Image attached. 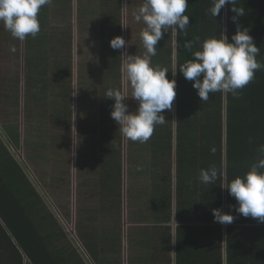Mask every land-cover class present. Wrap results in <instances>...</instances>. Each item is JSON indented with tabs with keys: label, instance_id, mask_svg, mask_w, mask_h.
Wrapping results in <instances>:
<instances>
[{
	"label": "trees",
	"instance_id": "trees-1",
	"mask_svg": "<svg viewBox=\"0 0 264 264\" xmlns=\"http://www.w3.org/2000/svg\"><path fill=\"white\" fill-rule=\"evenodd\" d=\"M124 1L126 5L123 0H51L38 14L40 32L23 41L13 38L0 23V60L10 63L13 59V64H19L23 58L24 99L30 105L28 112L23 109L21 113L19 103L10 105V86L0 87V264L47 263L42 262L50 256L47 248L42 249L44 244L37 249L38 240L23 235L24 228H36L33 224H42L41 242L45 236L60 241L52 249L53 261L49 263L85 261L80 245H70L56 217L54 220L49 210L41 208L46 205L44 194L33 184L28 170L47 196L62 198L54 203L65 220L71 221L75 209L76 229L88 215L87 226L97 236H91L92 243L83 244L93 264H123V230L128 264H264V223L236 212L235 198L220 186L243 176L260 157L264 68L255 72L238 96L216 92L207 101L200 100L192 82L179 70V65L199 50L200 42L211 36L219 38L221 33L231 42L237 26L253 37L260 48L256 59L264 64V0H236L234 6L243 10L242 16L225 4L216 18L209 12L212 0H188L185 15L190 26L186 35L179 32L182 44L176 53L172 111L163 112L166 122L155 126L146 143L133 142L120 133L110 116L114 99L105 97L108 89H119L128 96L124 103L129 111L137 107L121 71V53L146 54L140 36L145 25L134 18L143 0ZM116 36L124 38L125 49L110 47ZM166 39L165 32L151 63L167 68V78L172 80V50ZM188 41L191 49L184 47ZM14 78L18 86L19 73ZM48 104L54 106L53 116H49ZM64 104L68 116L60 113ZM36 106L44 108L37 110L46 121L39 127L31 119L37 115ZM74 144L84 170L89 168L97 176L101 173L104 189L101 191L88 175L81 180L85 184L81 188L77 183L75 205L64 199L72 197L71 166L66 165V175L57 168L62 165L53 166L58 154L71 153ZM213 147L214 154L210 152ZM210 166L217 168L220 179L202 184L197 179L199 170ZM122 167L129 171L123 226L119 216ZM138 167L142 170L137 171ZM22 195L29 206L35 208L39 203L41 216L35 214L36 223L32 208H21ZM213 208L232 214L233 222H215ZM112 212L116 221L108 227Z\"/></svg>",
	"mask_w": 264,
	"mask_h": 264
},
{
	"label": "clouds",
	"instance_id": "clouds-1",
	"mask_svg": "<svg viewBox=\"0 0 264 264\" xmlns=\"http://www.w3.org/2000/svg\"><path fill=\"white\" fill-rule=\"evenodd\" d=\"M50 3L51 0H0V23L13 38L21 41L28 36L35 38L40 32V9ZM188 4V0H143L135 13V20H142L145 25L140 36L146 54L141 57L121 53L124 58L121 71L130 83L131 98L137 107L129 111L124 103L128 96L119 89L110 88L105 93V97L114 99L110 116L126 139L148 142L155 126L166 122L163 112L172 111L176 81L167 78V68L153 65L151 57L157 54V43L169 29L187 34L190 26L189 16L185 15ZM225 4L231 5V10L237 15H243V10L234 6L236 0H212L209 9L211 16L216 18ZM109 44L113 50L126 48L121 36L112 38ZM184 47L191 49L192 42H186ZM259 53L260 48L248 30L237 26L231 42L223 33L219 38L211 36L200 42L199 50L192 53L191 59L179 65V70L186 80L192 82L201 101H207L209 95L216 92L231 93L235 97L254 79L255 72L264 68V64L256 59ZM258 151L260 157L243 176H236L220 186L235 198L236 212L264 223V145ZM210 152L214 154L215 148H210ZM141 170L137 168V171ZM197 179L202 184H215L220 179V173L215 166L201 168ZM212 214L214 221L221 224H231L234 220L232 214L224 213L219 208H213Z\"/></svg>",
	"mask_w": 264,
	"mask_h": 264
},
{
	"label": "rangeland",
	"instance_id": "rangeland-1",
	"mask_svg": "<svg viewBox=\"0 0 264 264\" xmlns=\"http://www.w3.org/2000/svg\"><path fill=\"white\" fill-rule=\"evenodd\" d=\"M126 15V13H123ZM75 11H73V18H72V23L74 24V31H75ZM167 42L169 43V48L170 50H172V60H173V68H174V73L176 71V53L177 51H179V48L181 47V37L182 34L179 32H171V30L169 29L167 32ZM13 61V59H12ZM12 61H8L5 60L4 58H2L0 60V87H6V86H10L9 89V95L8 97L10 98V105L11 106H15L19 103V109L21 111V113L23 112V109H25V112H28L30 105H29V101H25V96H24V72L26 70L25 65L23 63V58L21 59L20 57V61L19 64H17L15 62V64L12 63ZM75 62V61H74ZM20 75V82L18 83L17 86V82L15 80L14 77H16V74ZM176 73L175 75H173L174 79H175ZM29 79V77H28ZM20 87V89H19ZM49 105V116H53V114L51 113L52 110L54 109L53 105ZM25 106V108H24ZM65 107V109L60 110V113L64 116H68L67 115V104L63 105ZM36 111L38 112L39 109L44 111V108H38V106H36ZM38 109V110H37ZM46 110V108H45ZM36 112V113H37ZM64 118V117H63ZM21 123V121H20ZM20 150V149H19ZM71 154V155H70ZM125 158V152L123 151V157ZM69 164V166H72L75 168V176H76V181L75 184L72 185V197H65L64 199H66L67 201H70V203L72 202V204L75 203V201H77V183L79 182V188H81L83 185L85 184H81V180L85 179L88 177V175L92 176L93 178V182L97 183V186L99 187V189L101 191H103V177L101 176V173L97 176L95 174L90 173L89 168H86L87 170L85 171L84 166L85 163H82L81 160L78 158V153L76 152V145H73V150L70 153H66V151L62 152V154L60 155V153L58 154V159L53 163L54 165H62V167H57L59 170H61L63 172V174H67V169H66V165ZM84 170V171H83ZM83 171V172H82ZM73 174V172H72ZM123 179H121L120 185H121V210L120 211V225L123 226V222L124 219H126L127 221V201H128V194H127V189H128V182H129V171L125 170V167H122V172H121ZM126 179V180H125ZM133 180V179H132ZM86 182V180H85ZM135 187L137 188V184L135 185ZM113 188H117V185H113ZM73 194L76 196L75 197V201H73ZM58 199H62L60 197H57ZM75 205V204H74ZM75 207V206H74ZM57 217L59 216V218H61V215L64 216L62 213H60L59 211ZM116 212V211H114ZM112 212L113 215H111L112 218V222L114 223V221H116V213ZM118 212H119V206H118ZM102 216V214H101ZM56 217V219H57ZM88 215L84 218L83 222H80L78 225V228H75V209L71 212V221H68V226L66 227V229H70L69 232L71 233V237L73 238V241L78 244L81 243L83 246L86 244V242L88 243H92V238L91 236H95L96 235L94 233H91L90 231V227L87 226L88 223ZM120 226L119 229L122 227ZM115 230L117 231V227L115 228ZM72 231V232H71ZM122 232V231H121ZM124 241H125V230H123V241L121 239V244L123 245V264H128V257L127 255L124 254ZM85 243V244H83ZM84 251V250H83ZM86 252V251H84ZM87 254V253H86ZM90 262V261H89ZM92 264V263H91ZM130 264V263H129ZM151 264V263H150Z\"/></svg>",
	"mask_w": 264,
	"mask_h": 264
},
{
	"label": "crops",
	"instance_id": "crops-1",
	"mask_svg": "<svg viewBox=\"0 0 264 264\" xmlns=\"http://www.w3.org/2000/svg\"><path fill=\"white\" fill-rule=\"evenodd\" d=\"M123 4L122 5H126V2L123 0ZM39 115V113L37 112V115H33L32 116V118L31 119H34V124H35V127H39V125L42 123V122H46V121H44V118H41L40 116H38ZM21 119H22V116H21ZM21 128H23V121L21 120ZM34 133H36V132H34ZM37 134V133H36ZM30 168H32V167H30ZM29 167H28V169H30ZM48 168H49V171H52V169L50 168V165L48 166ZM70 172H71V180H72V183H71V185H70V187H72V185L73 184H75V181H76V177H75V168L74 167H72L71 166V169H70ZM72 172H73V174H72ZM27 173H28V175H29V177H30V179H31V181L33 182V184L34 185H36L37 187H39L42 191H40L41 193H43L44 194V196H43V200H45V202H46V205H43L42 204V209L43 210H45V211H50L51 213H52V216H53V219L55 220V217H57V215H58V212L57 211H59L58 210V207H56L55 206V203H54V201H55V199H56V197H55V195H53L52 194V196L50 195V196H47V194H46V192L44 191V189H43V187L39 184V182L37 181V178L35 177V175L31 172V170H28L27 171ZM49 181V180H48ZM23 196V198H22V201H21V208L23 207V209L24 210H26L25 208H32L31 210H32V212H30L31 213V215H33L32 216V218L35 220L34 222L36 223L37 222V218H36V216H35V214H38V215H40L41 216V213H40V207H39V203H38V205L37 206H35V208L33 207V206H29L28 205V202H26V198L27 197H25V195H22ZM27 201H29L28 199H27ZM73 201H74V194H73ZM45 206V207H44ZM41 209V210H42ZM71 209L73 210V207H71ZM24 212V211H23ZM26 212V211H25ZM54 214V215H53ZM30 215V214H29ZM28 215V216H29ZM57 222H58V224H59V227L60 228H63V230H64V232H65V235L67 236V239H68V242H69V244L70 245H74V244H76L72 239V237H71V233L69 232V230L70 229H66V227L68 226V221L67 220H65V218H63L62 216H61V218H59V216L57 217ZM36 228H33V227H30L31 228V230L32 231H30V228L29 229H27V228H24L23 229V235H26L27 236V234H29L30 236H34L37 240H38V242H37V244H35V248H39L41 245H43V247H42V249L43 248H47L48 250H49V254H50V256L48 257H46V259L44 260V261H42L43 263H46V264H48L49 262H52L53 261V255H52V249L54 248L55 249V245L56 244H59L60 245V241L56 238V239H53L52 237H47V236H45L44 237V242H41V240L43 239V235H44V231H43V228L41 227V225L42 224H33ZM38 226V227H37ZM113 226V222L111 221L110 223H109V226L108 227H112ZM125 226H126V224H125ZM72 232V231H71ZM27 233V234H26ZM95 233V232H94ZM97 236V235H96ZM99 238L101 239V236H99ZM62 240H64V238L62 237ZM41 242V243H40ZM112 242H113V240H112ZM78 245H80V248L79 249H81L82 250V256H83V258H84V264H91L92 263V259H91V257H90V255H87L86 254V252H84V251H86L87 249H86V245H82L81 243H79L78 242ZM62 249H64V248H62ZM58 250H61V247L59 246V248H58ZM84 250V251H83ZM65 251H67V250H65ZM124 254L126 255V251H124ZM244 255V254H243ZM75 261V262H74ZM74 261H72V263L74 262V264H77L78 262H79V259H76V260H74ZM90 261V262H89ZM42 264V263H41ZM49 264H51V263H49ZM93 264V263H92Z\"/></svg>",
	"mask_w": 264,
	"mask_h": 264
}]
</instances>
